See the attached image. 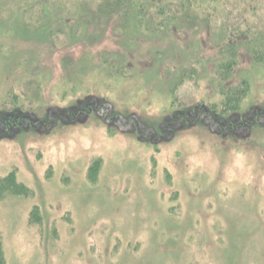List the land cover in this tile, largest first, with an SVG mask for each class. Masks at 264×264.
I'll use <instances>...</instances> for the list:
<instances>
[{
  "label": "rangeland",
  "instance_id": "rangeland-1",
  "mask_svg": "<svg viewBox=\"0 0 264 264\" xmlns=\"http://www.w3.org/2000/svg\"><path fill=\"white\" fill-rule=\"evenodd\" d=\"M168 1L0 0V264H264V11Z\"/></svg>",
  "mask_w": 264,
  "mask_h": 264
},
{
  "label": "flooded vegetation",
  "instance_id": "flooded-vegetation-1",
  "mask_svg": "<svg viewBox=\"0 0 264 264\" xmlns=\"http://www.w3.org/2000/svg\"><path fill=\"white\" fill-rule=\"evenodd\" d=\"M101 110H103V108L100 109V111ZM203 115H205V118L203 120L210 127L211 132L216 133V134L221 133L222 136H224V137L227 136L228 134H231V133L235 134V135L243 133V135H245L246 129L249 126H251L254 122L253 116H248L245 120L239 119L237 117L231 118L228 121L220 120L217 118V115L213 110H208L204 104H200L199 106H197V108H195V110L192 113H187V114L178 113L173 117L172 120L167 119V122H165V124L166 125L168 124L167 126L172 127L174 123H177L176 121L179 118L180 119L185 118L186 120L188 119L194 123L197 120H199L200 118H203ZM106 121H108L109 123L114 122L115 125H123L124 124V122H121L117 119L110 120L109 118H107ZM130 122H134V121L130 120ZM2 123L4 126L3 125L0 126L1 136H7L8 134L11 135L12 134V132H11L12 128H9L8 122L4 120ZM6 125H8V126H6ZM19 125H21V123ZM6 129H7L8 133H6ZM14 131L15 130L13 128V132ZM165 131L166 130H164V132ZM137 132H138V130H137ZM139 133L141 134V131H139ZM142 136L143 135L141 134V137ZM150 139H151V142L158 141V140L154 139L153 136H151V134H150Z\"/></svg>",
  "mask_w": 264,
  "mask_h": 264
},
{
  "label": "trees",
  "instance_id": "trees-1",
  "mask_svg": "<svg viewBox=\"0 0 264 264\" xmlns=\"http://www.w3.org/2000/svg\"><path fill=\"white\" fill-rule=\"evenodd\" d=\"M241 2L236 3L235 4V8L236 7H241L244 8L245 5L247 7V9L249 11H254L255 9H258L259 11H264V0H247L249 2H247V4H245V0H239ZM102 2H104V7L105 8H114V7H118V6H122L124 3L127 2V0H102ZM175 2V3H174ZM174 2H165V6L168 8L169 12L171 13L173 10H186L187 8H193L194 9H203L204 7L207 8L210 5H216V3L221 2L220 0H174ZM243 2V3H242ZM35 5V4H34ZM158 14H161L160 12H158ZM171 17L174 16V14H170ZM159 20V19H158ZM172 20V19H170ZM175 20V19H173ZM161 20H159L158 24H161L160 22ZM175 22V21H173ZM176 22H182V21H178L176 20ZM250 33V30L247 31V35ZM254 38L255 35H254ZM251 39H252V35H251ZM252 48L255 49L254 46H252ZM224 49H228L231 51H227V53L229 54V60H233V58L235 57V48L232 47L231 45L227 48L226 46L224 47ZM254 54H258V51H255ZM233 62L224 64V72L225 73H230L232 71V67L233 64H231ZM235 65V64H234ZM243 85V84H242ZM226 99L225 104L227 106H231V105H235L238 102V98L240 97V93H238L237 91L234 90H229L226 91V93L223 95ZM231 108V107H230Z\"/></svg>",
  "mask_w": 264,
  "mask_h": 264
},
{
  "label": "water",
  "instance_id": "water-1",
  "mask_svg": "<svg viewBox=\"0 0 264 264\" xmlns=\"http://www.w3.org/2000/svg\"><path fill=\"white\" fill-rule=\"evenodd\" d=\"M88 104H91V103H88Z\"/></svg>",
  "mask_w": 264,
  "mask_h": 264
}]
</instances>
